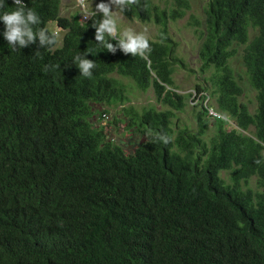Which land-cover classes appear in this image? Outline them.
<instances>
[{
	"label": "trees",
	"instance_id": "trees-1",
	"mask_svg": "<svg viewBox=\"0 0 264 264\" xmlns=\"http://www.w3.org/2000/svg\"><path fill=\"white\" fill-rule=\"evenodd\" d=\"M25 3L35 27L58 38L54 23L63 38L11 52L0 23V264H264V0H209L204 23L190 19L209 76L190 103L197 130L174 128L192 95L177 92L170 27L189 0H135L120 12L158 28L144 57L97 44L81 7L67 18L63 0ZM239 47L254 113L231 66ZM76 55L95 62L90 78ZM124 80L166 109L126 106ZM122 106L116 122L138 137L131 152L103 125Z\"/></svg>",
	"mask_w": 264,
	"mask_h": 264
},
{
	"label": "rangeland",
	"instance_id": "rangeland-1",
	"mask_svg": "<svg viewBox=\"0 0 264 264\" xmlns=\"http://www.w3.org/2000/svg\"><path fill=\"white\" fill-rule=\"evenodd\" d=\"M163 6L171 0H156ZM192 6L191 11L187 16L176 23H173L170 27V35L177 43L176 56L182 63H177L174 67L175 74L174 79L178 87V93L182 95H192L196 92V86L199 84H205V79L208 76L201 72V64L199 60V51L202 45L201 39L196 36L194 28L189 25L190 19L195 17L204 23L205 9L209 0H189ZM88 8H95V4L100 0H86ZM80 13V8L76 0H63L62 13L63 17L70 18L72 15ZM118 24L121 29L131 28L137 33L144 34L147 39L155 40L158 36V28L153 24H144L140 21H130L118 12ZM51 27L58 33V38L62 41L63 32L59 30L56 24L52 23ZM61 46V43H59ZM238 54L231 62V66L235 71L236 77L239 80L241 86L244 89V95L242 102L246 103L252 113L257 108V92L252 88L246 75L245 67L242 61V55L244 48H237ZM128 86L129 103L126 106H133L139 112H142L146 108L156 107L159 110L166 109L157 103L156 95L153 89H149L147 92L138 90L137 87L129 80H124ZM211 104L215 107V101L213 98L210 100ZM209 102V103H210ZM191 100L188 99V106L183 112H176V118L174 119V128L177 129L183 127H189L192 130L198 129V123L195 119L196 110L190 104ZM216 108V107H215ZM122 107L113 109L110 112V119L103 122V125L107 128V131L111 135L110 137L116 140V143L122 145L127 152L133 151L138 144V137L131 132L125 130L123 122H116L117 119L122 120L121 110ZM177 127V128H176ZM252 129L251 133H253ZM216 132V126L213 122H210L209 130L205 137L206 140L211 138ZM252 186L255 187V182H252Z\"/></svg>",
	"mask_w": 264,
	"mask_h": 264
},
{
	"label": "clouds",
	"instance_id": "clouds-1",
	"mask_svg": "<svg viewBox=\"0 0 264 264\" xmlns=\"http://www.w3.org/2000/svg\"><path fill=\"white\" fill-rule=\"evenodd\" d=\"M85 10L81 13L82 20L86 23L92 20L91 27L95 28V42L102 45L107 51L115 52L119 47L125 54L131 53L133 57H144L150 51V44L147 37L142 33H137L131 28L121 29L118 24V12H122L128 6L135 3V0H100L95 4V8H88L80 0ZM93 4V0H92ZM14 7L8 10V0H0V23L4 29L2 35L7 41V47L14 52L23 49L25 46L35 43L37 39L41 46L55 45L57 34L47 28L35 27L41 23L38 14L30 7H27L25 0H12ZM118 41L113 44L111 41ZM90 52L85 51L84 56ZM39 55V54H38ZM75 62L83 77L92 76L91 69L95 67V62L89 59H82L75 56ZM151 137V142L169 144L171 137L159 134L153 136L151 132L146 133Z\"/></svg>",
	"mask_w": 264,
	"mask_h": 264
},
{
	"label": "built area",
	"instance_id": "built-area-1",
	"mask_svg": "<svg viewBox=\"0 0 264 264\" xmlns=\"http://www.w3.org/2000/svg\"><path fill=\"white\" fill-rule=\"evenodd\" d=\"M76 1L78 3L79 7H81L83 10H85V8L82 7V5H81L80 0H76ZM83 3H84V5H86V0H83ZM201 96H202L201 94H198L197 92H194V94H192V96H191V103L195 105L198 102H200L202 100ZM205 103L209 104V100H206ZM210 116H213L215 118H223L219 113H217L213 109L210 110ZM105 118H108V117L105 116Z\"/></svg>",
	"mask_w": 264,
	"mask_h": 264
}]
</instances>
